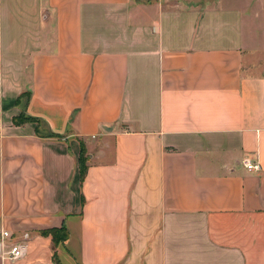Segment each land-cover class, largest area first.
Instances as JSON below:
<instances>
[{
    "label": "crops",
    "instance_id": "crops-1",
    "mask_svg": "<svg viewBox=\"0 0 264 264\" xmlns=\"http://www.w3.org/2000/svg\"><path fill=\"white\" fill-rule=\"evenodd\" d=\"M53 257L264 264V0H0V264Z\"/></svg>",
    "mask_w": 264,
    "mask_h": 264
},
{
    "label": "trees",
    "instance_id": "trees-1",
    "mask_svg": "<svg viewBox=\"0 0 264 264\" xmlns=\"http://www.w3.org/2000/svg\"><path fill=\"white\" fill-rule=\"evenodd\" d=\"M29 100V93H22L16 100V105L21 107L20 114L13 119L14 125H21L24 123H33L35 124V133L40 138H58L59 136L54 135L48 128L47 124L42 121L39 118L31 117L25 114V106L28 103ZM87 171V165H86V156H85V149L83 147V144H81L80 147V158H79V176H80V182H82L85 178V174ZM52 236L54 239V243L56 244L59 239L65 238V233L63 231H52ZM62 233V234H60ZM54 264H60L55 257Z\"/></svg>",
    "mask_w": 264,
    "mask_h": 264
},
{
    "label": "built area",
    "instance_id": "built-area-1",
    "mask_svg": "<svg viewBox=\"0 0 264 264\" xmlns=\"http://www.w3.org/2000/svg\"><path fill=\"white\" fill-rule=\"evenodd\" d=\"M242 167L247 171L248 173H258L260 171V164L258 160L252 159L250 157H244L241 161ZM2 237H9V234L7 232L2 233ZM27 248L25 244L18 242V243H12L10 245V248L7 252V259L16 261L19 259H22L26 256Z\"/></svg>",
    "mask_w": 264,
    "mask_h": 264
},
{
    "label": "rangeland",
    "instance_id": "rangeland-1",
    "mask_svg": "<svg viewBox=\"0 0 264 264\" xmlns=\"http://www.w3.org/2000/svg\"><path fill=\"white\" fill-rule=\"evenodd\" d=\"M20 109H21V107H20Z\"/></svg>",
    "mask_w": 264,
    "mask_h": 264
}]
</instances>
